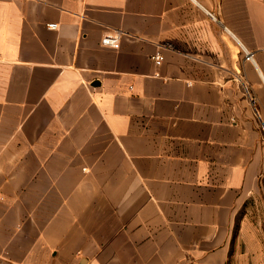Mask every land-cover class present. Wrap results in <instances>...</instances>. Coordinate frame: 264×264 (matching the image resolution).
I'll return each instance as SVG.
<instances>
[{"label":"crops","instance_id":"crops-1","mask_svg":"<svg viewBox=\"0 0 264 264\" xmlns=\"http://www.w3.org/2000/svg\"><path fill=\"white\" fill-rule=\"evenodd\" d=\"M263 121L264 0H0V264H264Z\"/></svg>","mask_w":264,"mask_h":264},{"label":"built area","instance_id":"built-area-1","mask_svg":"<svg viewBox=\"0 0 264 264\" xmlns=\"http://www.w3.org/2000/svg\"><path fill=\"white\" fill-rule=\"evenodd\" d=\"M26 1H30V0H26ZM35 1L42 2L44 0H35ZM49 27L52 29H58L59 25L55 23H50ZM122 37H123L122 31H115L104 35L101 43L104 47L118 48L120 46ZM248 58L250 59L251 56L248 55ZM153 59L157 65H161V63L164 60V57L161 54H156L154 55ZM261 129L264 131V121L261 122Z\"/></svg>","mask_w":264,"mask_h":264}]
</instances>
